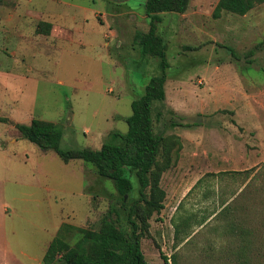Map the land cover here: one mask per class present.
I'll return each instance as SVG.
<instances>
[{
	"label": "rangeland",
	"instance_id": "374dc122",
	"mask_svg": "<svg viewBox=\"0 0 264 264\" xmlns=\"http://www.w3.org/2000/svg\"><path fill=\"white\" fill-rule=\"evenodd\" d=\"M62 1L96 10L97 25L107 34L118 28L117 39L113 37L102 53L104 62L86 49L44 54L42 47L31 48L20 40L29 37L30 18L8 21L1 16L0 150L5 157L9 255L31 249L34 223L45 227L52 219L48 235L54 237L61 228L58 237L73 245L78 236L68 227L98 230L111 207L120 211L119 226L130 232L112 181L99 177L90 163H64L54 151L11 137L10 123L6 124L32 113L61 131V150H99L110 133L126 134L131 102L143 95L150 78L160 74L159 60L142 58L133 44L134 33L149 28V20L142 18L145 0L127 3L135 18L131 26L121 27L107 14L115 0ZM217 2L189 0L184 14L160 15L156 23L169 68L166 98L152 105L153 129L155 134L176 137L181 149L177 157L172 154L160 180L164 209L152 214L140 241L150 264H172V257L176 264H264V93L256 105L252 103L263 125L255 137L253 130L247 127L250 133H242L244 125L235 123L220 86L221 81L246 91L252 83L264 86V3L244 16L223 13L214 19ZM8 5L0 6V15L5 8L9 12ZM60 8L86 13L64 4ZM87 14L91 16V9ZM7 34L16 40L6 47L2 37ZM18 47L21 53L9 54ZM27 66L35 70L29 73ZM230 104L242 109L238 101ZM19 178L33 183L18 184ZM131 180L134 191L126 197L127 205L138 197ZM195 207L206 210L192 212ZM184 241V248L195 253L191 261L178 250Z\"/></svg>",
	"mask_w": 264,
	"mask_h": 264
},
{
	"label": "trees",
	"instance_id": "16d2710c",
	"mask_svg": "<svg viewBox=\"0 0 264 264\" xmlns=\"http://www.w3.org/2000/svg\"><path fill=\"white\" fill-rule=\"evenodd\" d=\"M263 3L264 0H218L212 17L218 19L223 13L244 16ZM188 4L189 0H145L143 3L149 28L146 33L136 31L133 44L139 48L142 58L159 60L160 74L150 78L143 95L131 102V115L125 120L126 134L110 133L99 150L63 151L59 148L61 131L54 123L33 119L28 125L13 124L20 138L40 150L54 151L64 163L71 160L90 163L99 177L112 181L124 208L125 221L130 225V232L119 226L120 211L111 207L98 230L68 227L78 236L73 245L58 237L60 228L46 250L43 264H150L140 241L147 233L152 214L164 209L165 191L160 180L171 165L172 154L177 157L181 149L176 137L155 134L153 129L152 105L165 100L164 85L169 68L166 45L156 33V23L161 21L162 14H184ZM49 32L50 25L38 23L35 33L48 35ZM132 178L137 184L138 197L127 205L125 199L134 191ZM159 256L167 261L162 254ZM171 263L176 264L174 257Z\"/></svg>",
	"mask_w": 264,
	"mask_h": 264
},
{
	"label": "crops",
	"instance_id": "0c3cea01",
	"mask_svg": "<svg viewBox=\"0 0 264 264\" xmlns=\"http://www.w3.org/2000/svg\"><path fill=\"white\" fill-rule=\"evenodd\" d=\"M129 1L130 0H115L112 5L113 7L112 8L110 7L109 11H107V14L112 18V21L114 22L116 21L119 23L118 27L119 26L121 27V25L131 26L133 24L132 20H134L135 15L133 11H131V9H129L127 6V3ZM8 2H10V5H8L9 12H7V8H5L0 15V19L1 16H3L2 18L7 19L8 21H12L16 18H19L20 16H25L27 18H30L31 21L29 24L31 31L29 33V37L21 38L20 40L21 41L24 40L25 43L26 42L29 43L31 48H36L37 46L42 47L44 49L43 50L44 54H50L53 50H57L59 52H63V51L72 52L76 50L86 49L95 52V57H97V60H99V62H104L103 60L105 59V57L102 53L107 51V48H109V43H111L113 37L117 39L118 28L115 29L116 32H114V30H110L109 32L110 34L103 32L101 26L97 25L96 23L97 20L95 19L96 16L99 15V13L92 8H86L83 6L79 7L72 2H64L62 0H29L28 2H23L22 0H9V1L0 0V6L6 7V3ZM62 4H64V6L75 8L76 10H80L86 13L84 15H78L77 12L70 13L69 11L60 8ZM123 6L125 7V9H122ZM89 9H91L92 12L90 17H88L87 14V12H89ZM125 18H127V20ZM142 18L143 20L147 19L145 15L142 16ZM38 23H45L50 25V32L48 35L35 33ZM11 36H12L11 34H7L6 36L4 35L2 37L4 42L6 43V47L12 45V43L16 40L15 39L13 41ZM107 36L109 37L108 40H107ZM14 37L17 38V36ZM21 41H18V43L20 44ZM120 44L121 41H118L117 46L119 47ZM102 47H104V49H102ZM21 52L22 51L18 47L16 51H12L9 54H11L12 56H16L17 53H21ZM26 69H27L26 71H28L29 73H32L33 70H35V68L32 66H27ZM216 70H218V68H216ZM21 76H26V75H21ZM55 79L58 80V83L63 84L60 78L55 77ZM220 86L222 91L221 98L223 99V102H225L229 106H232L230 109L233 117L235 118L234 119L235 123L236 124L242 123V125H244L242 128V133L249 134L251 130H253L255 132V137H257L256 133L259 132L262 133L260 126L263 125H260L258 123V115H256L255 113L256 109L252 105V103L255 105L258 103V97L260 96L262 91L264 93V86H256V84L252 83V86H250V91L242 90L241 86H238V88L235 89L234 87H236V85L231 82L221 81ZM164 91L166 98L167 95L166 85L164 86ZM255 91H257L258 93L257 96L255 95L256 93ZM246 100L249 102H247ZM232 101L234 102L238 101L242 109H240L239 105L238 107H236L235 105H231L230 102ZM243 102H245V104H243ZM216 112L217 111L215 112L212 111V114L217 115L218 113ZM33 119H39V118H37L36 115L29 113L27 114L26 118H21V120L16 119L15 122L12 121L7 122L6 124L10 123V125L8 126H11L10 128L12 129V131L10 132V136L19 137L18 132L15 130V128L12 125L13 123L28 125ZM216 119L219 118L216 117ZM251 119L254 121V123L247 125L246 123L247 122L250 123L252 121ZM39 120H43V119H39ZM44 121L47 120L44 119ZM255 121H257V123ZM247 127L250 129V132L248 131V129H246ZM13 141H16V139H14ZM4 167H5L4 151L0 150V264H43V257L46 253V250L59 230V229L57 230L54 237L52 236V234L48 235L47 233L48 226L52 227V219L50 221L51 223L50 225H48V222L46 221L45 227H42V225L38 223L32 224L36 229L35 230L36 232L32 236L33 244L31 245V249L29 250L20 249V251L16 255L14 254L9 255L10 249L8 246L9 243H7L6 223H5L6 187H5V178L3 176ZM199 178L195 180L193 185H191L190 189H192L193 186H195ZM23 182L28 184L33 183L31 180L23 181L21 180V178L18 179V184L23 185ZM31 196L32 193H30V197ZM10 199L13 202L16 201V197L14 196L11 197ZM195 208L196 211H192V212H204L206 210L205 207H195ZM224 208L225 207H220L218 210L221 211ZM174 209L176 210V208ZM212 218L213 216L207 218L206 222L208 223L210 220H212ZM185 243H187V241L181 243L179 245L178 250H182L183 256H190L189 258H187V260L191 261V259L195 257L193 256L195 253L192 252L191 250H186L184 248Z\"/></svg>",
	"mask_w": 264,
	"mask_h": 264
}]
</instances>
